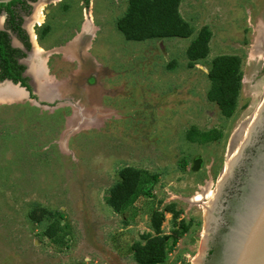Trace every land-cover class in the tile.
Returning <instances> with one entry per match:
<instances>
[{"label": "rangeland", "instance_id": "rangeland-1", "mask_svg": "<svg viewBox=\"0 0 264 264\" xmlns=\"http://www.w3.org/2000/svg\"><path fill=\"white\" fill-rule=\"evenodd\" d=\"M126 7L127 0H91L87 9L81 0H64L45 38L60 42L71 37L86 14L93 16L99 30L91 51L120 72L109 81L121 82L122 92L103 98L104 104L119 109V116L110 111L111 118L101 123L95 121L99 113L93 115L98 106L0 102V264H111L108 252L125 255L130 244L149 231L150 207L163 209L170 203L181 213L176 219L165 213L163 232H180L182 221L187 231L162 264H192L200 252L204 208L187 199L207 185L216 188L233 132L262 100L264 55H254V40L264 27V0H182V16L193 28L207 25L212 32L208 56L193 67L187 65L185 50L196 33L165 38V43L155 42L151 48L154 39L127 40L116 27ZM223 54L242 60L238 106L229 118L206 97L210 62ZM191 128H216L222 136L208 143L192 142L187 137ZM197 157L200 168L192 170ZM125 165L144 171L141 187L151 196H139L129 211L116 213L105 197L117 170ZM36 204L53 215L33 221L29 216ZM54 219L66 232L62 243L43 234ZM85 223H99L101 233ZM79 254L90 260L82 257L78 263Z\"/></svg>", "mask_w": 264, "mask_h": 264}, {"label": "trees", "instance_id": "trees-1", "mask_svg": "<svg viewBox=\"0 0 264 264\" xmlns=\"http://www.w3.org/2000/svg\"><path fill=\"white\" fill-rule=\"evenodd\" d=\"M180 2L181 0H127L126 10L116 20V27L127 40L131 41L190 37L194 33V28L181 15ZM211 37L209 26L205 25L199 29L185 50L188 67H193L208 56ZM241 65L242 60L238 55H218L211 60L206 74L210 83L206 94L207 100L215 103L220 114L226 118L231 117L238 106L243 74ZM10 76L15 80L19 79V73ZM221 136L222 132L216 128L204 131L191 128L187 133L189 140L198 143L216 141ZM143 173L141 168L132 165H125L117 170V179L107 189L105 197L106 203L114 212L129 211L128 208L136 198L151 196L149 190H142ZM153 177L156 179V175ZM35 207L37 208L32 210L29 217L36 222H41L43 218H48L54 213L39 204ZM174 207V203L165 205L163 209L150 207L148 211L150 230L141 233L140 239L133 241L129 246V253L136 264H162L167 260L168 253L176 244L178 237L187 231V226L182 221L180 225L183 229L180 232L174 230L175 228L168 234L163 232L165 213H171L174 219L181 213V210ZM57 213L59 219L63 218L61 211ZM56 219L45 225L43 234L50 241L62 243L66 232ZM124 223L128 224L127 220H124Z\"/></svg>", "mask_w": 264, "mask_h": 264}, {"label": "water", "instance_id": "water-1", "mask_svg": "<svg viewBox=\"0 0 264 264\" xmlns=\"http://www.w3.org/2000/svg\"><path fill=\"white\" fill-rule=\"evenodd\" d=\"M9 84L15 91L20 88ZM200 164L197 157L192 170ZM218 187L209 208L207 243L203 233L192 264H264V105L215 190ZM203 217L205 231V212Z\"/></svg>", "mask_w": 264, "mask_h": 264}, {"label": "flooded vegetation", "instance_id": "flooded-vegetation-1", "mask_svg": "<svg viewBox=\"0 0 264 264\" xmlns=\"http://www.w3.org/2000/svg\"><path fill=\"white\" fill-rule=\"evenodd\" d=\"M63 2L64 0H0V102L11 105L14 103L6 102L23 100L33 101L38 106L65 104L71 107H76L78 102L88 103V94L78 89V81L67 80V86L61 85L64 78L60 73L70 75L72 62L66 60L69 63L64 66L60 60L61 54H55L44 46L46 35L51 31L50 23L56 19L57 8ZM90 2L91 0H81L85 9L89 8ZM57 61L62 65L60 69ZM33 64L43 69V78H33ZM14 73H19L18 80L10 76ZM38 80L45 86V96L40 89H35L34 82ZM10 82L19 85L23 96L15 98L6 95L4 89L13 88ZM91 84L86 81L84 86Z\"/></svg>", "mask_w": 264, "mask_h": 264}, {"label": "crops", "instance_id": "crops-1", "mask_svg": "<svg viewBox=\"0 0 264 264\" xmlns=\"http://www.w3.org/2000/svg\"><path fill=\"white\" fill-rule=\"evenodd\" d=\"M181 7H182V0L180 2V5H179V11L182 15ZM92 19H93V16L88 17V15L86 14V20H84L81 23V25L73 28V30L71 31V37L63 39L60 42L52 41V40L48 41V42L44 41V46H46V48H50L48 50H50L51 52H53L55 54H61L60 60L62 61V64H64V66L67 65V63H69V61L72 62V63H70L72 65L70 75H66L65 73L63 74V72L60 73V76L62 78H64L63 81L65 83H67V80L78 81V82H76L79 86L78 89H81L82 92L84 91V89L87 90V92H88V103L78 102L75 106H77V107L82 106L83 108L86 106L90 107V108L94 107V106H96V107L98 106L97 107L98 108L97 113L94 112L95 114H93V115L98 116V113H99L98 119L95 121H99L101 123H104L105 121H107L108 118H111V116H112V115H110L111 113H108V112L112 111L115 113L114 114L115 116H119V114L117 113V111L119 109H114L112 107H109V105L104 104L103 98L105 95L115 96L116 94H119L120 92H122V85H120L121 82L115 83V82L109 81V78H111L112 75H116L120 72L111 69L107 63H106L107 65H106L105 63L100 61L99 57H96L97 55L94 56L93 52L91 51V49L93 47V41L96 38V32L99 30V27L96 24H94V22H92ZM199 29L198 28L194 29V33L197 34ZM47 36L48 35H46V37ZM148 40H150V39H148ZM155 42L156 43H165V38L154 39L148 47L151 48L153 43H155ZM56 59H59L58 56H56ZM66 60H69V61H66ZM59 61H57L58 69H60V67L62 66L59 64ZM39 68H40L39 65L33 64L32 68H31L33 71L32 74H34L36 77L41 76V78H43V76L41 75V72L43 69L39 71ZM58 71H60V70H58ZM86 81L87 82L89 81L90 83H92L91 86L90 85L87 87L84 86ZM119 81H121V80H119ZM36 83H37L36 89L37 90L40 89L42 94L45 96L46 95V93L44 91L45 86L43 85V83L41 84V80H40V83H39V80H38V82L36 81ZM103 109H104V112H102ZM100 110H102V111H100ZM77 116H78V114H77ZM79 116H81L82 121H83V119H85V121H88L87 120L88 118L84 117L83 114H80ZM91 121L94 122V120L90 119L89 122H91ZM87 214L84 216V220L88 219ZM115 215H116V213H115ZM85 224L90 229H92V226H93L95 228L94 230H97L99 223H96V224L91 223L92 226L89 223H85ZM88 224H89V226H88ZM99 231H100V228H99ZM93 233H95V232H93ZM100 233H101V231H100ZM165 234H168V233H165ZM108 254H109V258L111 259V264H129L130 261L133 264H136L134 262L132 256H131V254L127 251H126L125 255H122L124 253L119 254L116 251L115 252H112V251L108 252ZM82 257H83V260H84V258L87 261L90 260V257L87 254H84V255L79 254V259L81 258V260H79L78 263L83 262ZM79 264H81V263H79ZM82 264H84V262ZM87 264H89V262Z\"/></svg>", "mask_w": 264, "mask_h": 264}, {"label": "bare ground", "instance_id": "bare-ground-1", "mask_svg": "<svg viewBox=\"0 0 264 264\" xmlns=\"http://www.w3.org/2000/svg\"><path fill=\"white\" fill-rule=\"evenodd\" d=\"M254 50H255V54L257 53V54H259V56L264 55V27H260V29L258 30V37H257V40L255 41ZM40 70H41V68H39V71ZM32 75H33V78L36 80L37 79L36 76L34 74H32ZM34 86L36 89V87H37L36 82H34ZM1 90H0V95L2 93ZM4 90H5V92L12 93V95H14L15 98H20L21 96H23V92L20 89H16V91H15L13 88L11 89L9 87H6ZM36 91H37V89H36ZM263 105H264V93H263L262 100L257 105V108L255 109L254 113L245 122H243L240 126H238V128L233 132L231 139H230V148L228 151L226 162H225V165H224L223 170L221 172V175L219 177L220 181L223 180L224 173H225L229 163L231 162V160H232L234 154L236 153L240 143L242 142L244 136L247 134V132L250 130V128L254 124L255 120L257 119ZM207 184H209V182ZM218 192H219V187H218V191H217V189L216 190L215 189L210 190L209 186L207 185V186L202 188L201 192H198L194 196H192L191 198L187 199L191 203H200L203 205L204 212H205V228H206L205 229V235H206V233H208L209 208H210L211 203L215 199L216 195L218 194ZM209 196H210L209 200L204 201ZM205 238H207V236ZM205 238H204L203 244L207 243V240Z\"/></svg>", "mask_w": 264, "mask_h": 264}]
</instances>
